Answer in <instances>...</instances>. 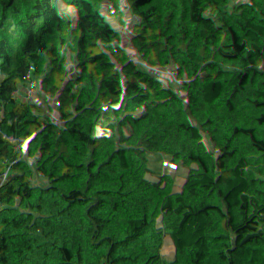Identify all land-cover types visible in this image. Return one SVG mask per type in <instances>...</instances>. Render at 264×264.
<instances>
[{"label": "trees", "instance_id": "trees-1", "mask_svg": "<svg viewBox=\"0 0 264 264\" xmlns=\"http://www.w3.org/2000/svg\"><path fill=\"white\" fill-rule=\"evenodd\" d=\"M262 22L264 0H0V264H264ZM77 125L81 176L55 143Z\"/></svg>", "mask_w": 264, "mask_h": 264}, {"label": "built area", "instance_id": "built-area-1", "mask_svg": "<svg viewBox=\"0 0 264 264\" xmlns=\"http://www.w3.org/2000/svg\"><path fill=\"white\" fill-rule=\"evenodd\" d=\"M261 28L264 30V22L261 23ZM216 65L220 66L219 61L216 62ZM222 73L225 76L226 81H224L222 84L217 86L216 90L218 91L219 94H223L227 97L228 101L232 105V109H231L232 114L234 116H236L237 118H239L243 122L245 129L251 130V128L253 127V125L257 121V117L253 115L251 110L244 108L240 105V103L238 102V95L233 90H231L229 88L232 86V84L229 81L228 76H227V75H229V73H227L226 70H223ZM193 82L197 84L199 82V80L197 78H193ZM79 129H80V126L77 125L75 127L73 133H72V137L75 141L74 144H77L76 150H78V148L83 147L85 144V139L80 134ZM57 138H60L61 143L66 150H71L73 142L71 140V137L65 132L64 129H61ZM79 162H80V160H79ZM76 176H77V174H75L73 172L68 174L67 177H68L70 184H71V178H74ZM16 183H17V186H19L20 185V179H17ZM83 191L89 197L102 201L105 205H107L109 208H111V210H113L115 213H116V211H115L116 209H120V210H124L127 213H129L130 216L135 215V212L131 209V198H128V197H122V198H118V199L103 198L101 195L95 193L90 187L83 188ZM20 201H21L24 208H30L31 206L34 205V202L31 200L30 196L24 192V190L21 191V193H20ZM0 230L5 232V236L8 240V242H10V240L14 237V235L10 231L5 229L3 226L0 227ZM57 241H61V239H57ZM4 249H5V252L8 256H13L15 254V253H13V251L9 245H6L4 247ZM56 263H57V261H54V260L51 261V264H56Z\"/></svg>", "mask_w": 264, "mask_h": 264}, {"label": "rangeland", "instance_id": "rangeland-1", "mask_svg": "<svg viewBox=\"0 0 264 264\" xmlns=\"http://www.w3.org/2000/svg\"><path fill=\"white\" fill-rule=\"evenodd\" d=\"M182 3L179 4V5L171 4V3H168V4L167 3H160L159 6H160V8L162 9V12H163V18H166L167 20H169L171 25H172V23H177L181 13L184 12V7H183ZM227 76H228L229 81L231 82L230 75H227ZM192 111H193L192 115L195 116L196 115L195 109L192 110ZM192 125L197 126L198 128H200V124L198 122H196L194 120V118L192 119ZM197 130L199 131L200 129H197ZM8 133H9V136L12 139L14 145L21 152L26 153L27 155L30 156L31 152H32L31 141L28 138L20 136L12 127H10L8 129ZM55 143H56V146L68 158V160L71 161L72 163H74V159H72V156L70 155V153L63 147L60 138H57ZM83 148H84L83 155H82V158L80 159V163H79V164H81L80 166L82 167V171H84L86 166H87V158H88V156L90 154L89 148H87L85 146ZM80 176H79V179H80ZM80 181L82 182L83 185L87 184V180L83 176L81 177ZM85 187H87V186H85ZM25 188L27 189L26 192L29 193L30 192V188H29V186L26 183L23 185V189H25ZM115 211H116V213L118 214L119 217H123L127 221H131V218H130L131 216L126 211L120 210V209H116ZM4 238L6 239V237H4ZM5 239H4V242H6Z\"/></svg>", "mask_w": 264, "mask_h": 264}, {"label": "crops", "instance_id": "crops-1", "mask_svg": "<svg viewBox=\"0 0 264 264\" xmlns=\"http://www.w3.org/2000/svg\"><path fill=\"white\" fill-rule=\"evenodd\" d=\"M69 153H70V155L72 156V159H74V164H75V166H77V169H78V174L80 175L83 171H82V167L80 166L81 164H79L80 162H79V160L82 158V155H81V153H82V147L81 148H78V150H67ZM25 190V192L27 191V189L25 188L24 189ZM27 193V192H26ZM28 194V193H27Z\"/></svg>", "mask_w": 264, "mask_h": 264}]
</instances>
